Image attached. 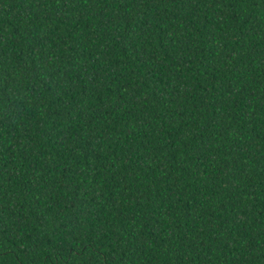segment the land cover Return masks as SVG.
<instances>
[{
  "label": "trees",
  "instance_id": "16d2710c",
  "mask_svg": "<svg viewBox=\"0 0 264 264\" xmlns=\"http://www.w3.org/2000/svg\"><path fill=\"white\" fill-rule=\"evenodd\" d=\"M0 264H264V0H0Z\"/></svg>",
  "mask_w": 264,
  "mask_h": 264
}]
</instances>
